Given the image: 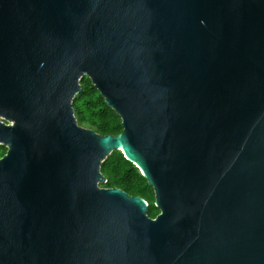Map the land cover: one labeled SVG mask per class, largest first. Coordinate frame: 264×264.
Wrapping results in <instances>:
<instances>
[{"label":"water","instance_id":"obj_1","mask_svg":"<svg viewBox=\"0 0 264 264\" xmlns=\"http://www.w3.org/2000/svg\"><path fill=\"white\" fill-rule=\"evenodd\" d=\"M0 146V264H264V0H0Z\"/></svg>","mask_w":264,"mask_h":264},{"label":"trees","instance_id":"obj_2","mask_svg":"<svg viewBox=\"0 0 264 264\" xmlns=\"http://www.w3.org/2000/svg\"><path fill=\"white\" fill-rule=\"evenodd\" d=\"M80 86L81 91L72 103L77 124L101 136L119 135L122 131L119 116L106 105L87 77L81 79ZM5 152L6 148L0 146V158ZM100 172L105 179V182L100 184L101 188H116L129 196L142 198L148 204L147 215L150 218L159 213L154 206L152 188L138 168L128 162L120 151H113L106 157Z\"/></svg>","mask_w":264,"mask_h":264}]
</instances>
